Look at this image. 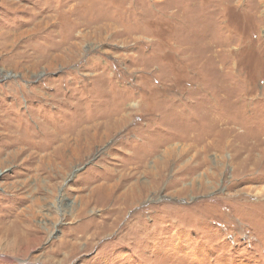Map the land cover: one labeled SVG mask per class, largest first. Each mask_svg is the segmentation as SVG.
Segmentation results:
<instances>
[{
	"label": "rangeland",
	"instance_id": "rangeland-1",
	"mask_svg": "<svg viewBox=\"0 0 264 264\" xmlns=\"http://www.w3.org/2000/svg\"><path fill=\"white\" fill-rule=\"evenodd\" d=\"M0 264H264V0H0Z\"/></svg>",
	"mask_w": 264,
	"mask_h": 264
}]
</instances>
